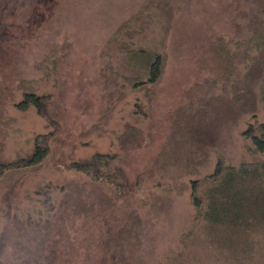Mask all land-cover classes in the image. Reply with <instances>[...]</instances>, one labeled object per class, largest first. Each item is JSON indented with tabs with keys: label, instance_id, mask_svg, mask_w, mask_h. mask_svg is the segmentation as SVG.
Here are the masks:
<instances>
[{
	"label": "rangeland",
	"instance_id": "374dc122",
	"mask_svg": "<svg viewBox=\"0 0 264 264\" xmlns=\"http://www.w3.org/2000/svg\"><path fill=\"white\" fill-rule=\"evenodd\" d=\"M260 123L264 0H0V160L48 139L0 173V264H264V172L203 201ZM95 153L122 191L70 168Z\"/></svg>",
	"mask_w": 264,
	"mask_h": 264
},
{
	"label": "trees",
	"instance_id": "16d2710c",
	"mask_svg": "<svg viewBox=\"0 0 264 264\" xmlns=\"http://www.w3.org/2000/svg\"><path fill=\"white\" fill-rule=\"evenodd\" d=\"M158 59L159 58H156L150 65V82H155V77H157L159 74ZM28 106H33L36 109L38 115L47 118V113H45L46 111L42 110L45 105L42 103V99L40 97L35 96L32 93H26L24 94L22 101L16 105V107L21 109H26ZM245 134L252 144L253 152L264 155V123L258 124L256 128H254L253 125H250L248 130L245 131ZM47 153L48 139H44L42 136H37L33 140L32 152L28 157L19 158L13 161L0 160V173L36 165L43 160ZM115 160V155L95 153L87 159L71 163L70 168H72L74 171L87 174L91 179L95 180V182L109 180V182L116 185L119 190L122 191V186L125 184V178L121 168L115 164ZM223 170L229 174V180L227 182L221 181L222 176L220 175V171L217 170V173L215 174H218L220 178V181H218L220 182L219 185L217 186V183V187L213 190L210 186L204 193L205 200L203 201H205L207 204L206 209L204 210V216L209 222L215 221V219L211 217V215L214 213V210L217 208V205H214V196L223 194L226 195L227 192L232 190V187L235 184L232 182H235V180L238 178L243 180L245 176L252 175L254 171V174L264 172V161L248 165H241L239 168H233L229 166ZM212 178L214 179V177H211V179ZM200 198H193L196 208H198L201 203L200 201H202ZM227 200L228 198L226 197L224 201L221 202L226 203ZM223 211L224 212H222L220 217H224L229 210L223 209Z\"/></svg>",
	"mask_w": 264,
	"mask_h": 264
}]
</instances>
